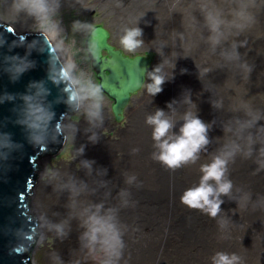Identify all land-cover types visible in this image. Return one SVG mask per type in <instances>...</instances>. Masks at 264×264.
<instances>
[{
    "label": "bare ground",
    "instance_id": "obj_1",
    "mask_svg": "<svg viewBox=\"0 0 264 264\" xmlns=\"http://www.w3.org/2000/svg\"><path fill=\"white\" fill-rule=\"evenodd\" d=\"M1 1L4 10L7 11L3 14L14 17L17 29L37 28L33 17L25 12L15 11L13 0ZM89 1L58 0L59 7L56 11L67 6H81ZM95 1L116 14V19L115 17L113 19H115L117 30L119 29V36L123 35L125 28L138 26L143 30L141 38L144 46H149L151 36L161 35L155 44L156 47L160 48L162 37L169 42L170 37L163 36L166 33L167 22L164 21L165 18H160V21L157 16L160 9L155 11L158 17L156 22L158 20L160 23L154 27L151 16L149 17L151 5L149 6V3L143 5L145 0ZM122 3L125 7L121 9L119 5ZM203 4L201 3V6ZM215 4L225 13L231 7H235L230 0H217ZM198 9L200 11L201 7L197 6ZM249 11L255 17L252 27L239 36L230 35L228 39L216 45L215 49L208 41L210 32L206 22L203 24V32L202 30L197 32L192 29L188 19H183L187 15H183L179 21L174 20L177 27V54L180 57L182 55L181 58L184 60L182 70L178 69L177 72L180 74L179 77L183 73L187 78H183L182 87H180L190 90L185 107L187 105L190 108L194 107L191 113L198 116L208 126L209 143L201 149L194 163L189 162L172 170L153 159V153L158 152L159 149L155 148L152 152L151 147L155 141L145 139L140 152L139 148H134L136 145L131 147L132 158L135 157L141 163L135 165L133 162L132 167L128 163L130 173L127 175V177L134 175L135 183L139 180L144 185H148L147 180H151L154 189L160 190L164 187L162 190L166 193L164 198L170 202L173 200L176 202L174 211H167L168 202L161 207L151 203L143 195L137 196L136 193L134 195L129 193L132 199L127 196L121 197L120 193L127 185L121 181L118 183L116 178L113 179L117 175L115 168L110 170V175L107 174V168L103 162L108 157L98 151L99 135L89 128L91 123L83 125L81 131L79 129L81 125H79L78 152L83 164L79 175H75L70 169L62 170L61 177L59 176L54 183L46 184L39 181L32 194L30 209L37 215L41 237L49 234L55 238L54 251L50 255L52 260L63 262L68 260L77 264H101V259H105L103 252L99 253L98 246L96 250H90L85 246L86 241L81 239L86 230L84 209L90 205L103 203L102 211L109 208L115 209L117 204L119 207L123 206L120 209L124 210L127 206L123 203L125 199L128 204L142 206L141 212L150 218L147 223L149 224L147 232L156 248L151 246L154 256L150 253L151 250L146 253L140 252L137 255L134 252L129 254L127 245L130 246L128 243L132 235L120 219L123 222L129 221L130 224L133 218L119 217L116 211L119 226L121 230H124L122 236L124 248L118 264H151L152 256L168 260L172 256L160 248L172 237L175 242L173 249L176 251V257L170 259L172 264H202L203 260H211L217 251L236 253L241 257L243 264L261 248L264 244V169L257 171L259 166L256 160L262 158L259 149L264 146V0H255V6ZM54 21L58 24L60 35L63 38L60 22L55 18ZM167 32L170 35L168 30ZM202 33L203 36H201ZM63 40L65 58L70 57L74 61L72 46L64 38ZM198 40L203 43L200 48L195 47ZM242 40H247V44L237 49L240 59H228L226 53L232 51V43ZM185 60H193L195 64H187ZM244 63L251 66L250 74L246 73L242 67ZM76 69H78L77 64ZM146 81L145 78L143 84L147 83ZM177 82L180 85V79ZM182 91L181 89V94ZM230 101H232L231 105ZM104 103L102 101V105ZM86 106L87 102H85ZM82 110L84 111L83 108ZM102 115L106 117L109 113L101 110ZM257 115L260 118L252 127L242 126L244 121L251 120ZM169 119L173 122L169 135H178L184 122L181 123L173 117ZM63 126L73 130L67 121ZM250 134L256 143L252 145V156L245 158L244 151L247 150ZM93 135L96 138L95 142L89 139ZM232 142L239 144L242 151L238 152L228 163L227 178L232 181L233 189L230 196L221 197L224 203L221 205L218 217L211 218L198 209H191L182 204L180 201L182 193L199 183L202 175L201 165L209 163L213 156L219 154L225 144ZM81 148H83L82 152ZM85 161L90 162V168L84 166ZM146 177L148 179L144 180ZM259 211L262 212V216H259ZM221 220H226L229 224L221 228L219 223ZM56 224L63 225V235H59L53 227ZM145 226L146 224L144 228Z\"/></svg>",
    "mask_w": 264,
    "mask_h": 264
},
{
    "label": "clouds",
    "instance_id": "obj_2",
    "mask_svg": "<svg viewBox=\"0 0 264 264\" xmlns=\"http://www.w3.org/2000/svg\"><path fill=\"white\" fill-rule=\"evenodd\" d=\"M230 2L235 4V7H231L227 13L219 8L214 0H208V3L201 6L210 32L208 40L213 49L222 40L228 39L230 35L239 36L255 23V17L249 11L251 7L255 6V0H230ZM58 7V0H52V2L50 0H13V8L16 12H25L35 19L38 31L44 37V43L48 45L49 79L56 85L64 84L63 92L67 94L65 103L77 112L83 108L90 122L94 120L102 122V88L83 72L76 75V64L70 57L65 59L58 69L53 67L59 59V54L65 51L59 26L52 18ZM89 27V25L81 24L79 21L74 23V29L77 30ZM142 36L143 30L138 26L125 28L123 35L119 37V44L127 52L134 53L144 43ZM246 44L247 40L234 41L231 45L232 51L226 53L227 58L239 60L240 53L237 49ZM92 46L95 47V44ZM41 51H44L43 47ZM12 59L20 58L13 57ZM28 66H30L29 63L21 61L15 65L16 72L21 73ZM242 67L246 73H251L252 68L247 63L242 64ZM160 71V66H157L149 73L152 82L148 83L146 88L151 95H156L162 91L161 85L164 83V77L158 75ZM47 94L48 90L41 84L38 87L37 95L46 96ZM24 100L27 105L25 121L29 129L30 142L33 145H43L48 141L49 127L54 112L46 108L42 102H33L31 96H25ZM85 102H87L86 107ZM259 118V115L254 116L251 120L244 121L242 126L250 128ZM146 122L153 126L152 137L156 142V148L159 149L158 152L153 153V159L158 160L169 169L175 170L189 162L194 163L201 149L209 143L208 126L191 112L185 114L184 123L179 129L178 135H169L170 129L173 128V122L169 118H165L163 110L158 109L154 115L148 116ZM53 132L52 139L55 140L56 135L63 133V125L57 122ZM89 139L95 142L96 138L93 135ZM254 143L256 141L252 140L250 134L247 150L244 151L245 158L252 156ZM15 147L16 145L10 136L4 134L3 139H0V160L6 161ZM80 151L82 152L83 148ZM240 151H242L240 145L235 142L225 144L219 154L213 156L209 163L201 165L202 175L199 183L187 188L182 193L181 203L191 209H198L211 218L218 217L221 212V205L224 203L221 197L230 196L233 189L232 181L227 178L228 163ZM259 154L262 158L256 160L259 166L257 171L264 169V146L259 149ZM84 166L90 168L91 164L85 161ZM135 179L134 175H130L126 177V183L131 184ZM128 195L130 194L126 190H122L120 193L121 197ZM123 203L126 206L128 201L125 199ZM103 208V203H99L84 209L86 214L84 227L86 230L81 239L86 241L85 246L90 250L94 251L97 246L99 247L105 257L103 264H118L124 248L123 232L117 220V210L109 208L102 211ZM219 223L220 227L224 228L227 221L221 220ZM53 227L59 235L64 234L63 225L56 224ZM211 261L212 264H242L239 255L223 251H217L211 257Z\"/></svg>",
    "mask_w": 264,
    "mask_h": 264
},
{
    "label": "rangeland",
    "instance_id": "obj_3",
    "mask_svg": "<svg viewBox=\"0 0 264 264\" xmlns=\"http://www.w3.org/2000/svg\"><path fill=\"white\" fill-rule=\"evenodd\" d=\"M215 1L217 0H214V2ZM92 3L95 4L92 5ZM146 3H149V6L151 5L149 17L151 16V22L153 23L154 27H157L158 23H160L158 20L156 22V18L159 17V20L160 18H165L164 21L167 22V26L165 27L166 33L163 34V36L170 37V40L169 42L165 41L162 37L161 45L159 48L156 47L155 44L161 38V35L159 37L151 36L149 46L142 45V47L134 53H144L147 50L150 51L153 49L156 50V60L152 65L150 72H152L157 66H160L161 71L160 73H158V75L164 77V83L161 85L162 91H160L156 95H151L146 92V85L152 82L151 77L148 74V76L146 75L145 77L147 83L143 84L139 90L133 93L134 95L131 94V97L133 96L132 98L134 100H130L126 105V109H124L123 113L121 114V120H116L111 110L112 101L103 92V101L105 103L102 105V111L109 113V116L104 117L102 115V122L96 120L90 122L88 118L85 119L87 116L82 109L79 112H75L73 115H69L67 119L69 122H71L70 124L71 127H73V130L66 129L64 127L66 136L63 147L59 151H57L55 155L46 157L41 161L39 179L37 181L38 183L39 181L46 184L54 183L59 179V176L61 177L62 170L64 171L67 169H70L75 175H79L82 170L83 164L81 155L78 152L79 136L78 133L75 132V130H77L79 127L77 125H81V128L79 127L81 131L83 130V125L91 123L89 128H91L95 133L99 135L98 138L100 139V145L98 146V151L106 154L108 157V159H104L103 162L105 164V167L107 168V174L110 175V170L112 168H115V173L117 175L113 179L116 178L118 183L119 181H121V183L124 182L127 185V187H125L124 189L128 193H130L131 195H134L136 193L137 196L143 195L151 203L160 205L161 207L165 206L168 202L167 211H174V205L176 203L175 200L171 202L169 200H166L164 198L166 196V193L162 191L164 187L160 190L154 189L152 181L147 180V177L143 179L147 180L146 183L148 185H144L139 180H136L137 183H135L134 181L131 184L126 183V177L130 173L128 163L130 167H132L133 162L135 165L141 163V161L136 159L135 157L132 158V153L130 152L132 149L131 147L136 145L134 148H139L140 152L143 141L145 139H148L149 141L153 139V126L149 125L146 122L148 116L154 115L155 112L160 109L163 110L165 118L173 117L174 119H177L182 123L184 122L185 114L191 112V110L193 112L194 107L190 108L187 105L190 111L187 107H185L186 99L190 93V90L181 88V81L187 79L186 75L182 73V76L179 77L180 74L177 72L178 69L182 70L184 60L181 58L182 55L180 57V55L177 54V27L174 24V20L179 21V19L182 18L183 15H187V17H183V19H188L190 21V26L192 27V29L197 32L198 30H202L203 32V24L205 23L204 14L201 9L200 11L199 9L197 10V6L201 7V3H208V0H147V2L145 0L143 5H146ZM100 4V2L90 0L89 3L82 4L81 6L63 7L59 11H56L52 17L53 20L55 18L58 22H60L62 26V36L66 40V42L72 46L71 51L74 56V61L78 65V69L75 70L76 75H79L81 72H83L96 84H98V80L96 79L94 72H91L92 69L90 68L89 59L83 46L87 34L94 26H103L110 33L109 42L115 45V47L121 49L124 53L130 54L119 44V29L117 30V25L115 24L116 14L112 13L108 7L107 9L106 7H102V5ZM119 7L122 9L125 6L122 3L121 5H119ZM4 9V5L0 0L1 21L12 24L19 33L38 32V28L17 29L14 23V17L12 16L11 18L5 16L3 12L7 11ZM159 9V13L161 14V16L159 13H157V17L155 11H158ZM113 17H115V19H113ZM77 21H79L81 24H87L90 27L78 30L74 29V23ZM167 30L170 32V35H168ZM151 32L153 31L151 30ZM201 36H203V33ZM202 45L203 43L198 40L195 47L200 48ZM186 62L187 64H195L193 60ZM179 79L180 85L177 82ZM180 88L183 90L182 94ZM139 101L141 102L140 104ZM229 104L231 105L232 101H230ZM169 105H171V107H169ZM155 144L156 142L153 143L151 147L152 152L156 148ZM131 195H128L127 198L132 199ZM122 207L123 206L119 207L117 204L115 208L118 212L119 217L122 216L125 218H133V221H131L133 222L132 224L131 222L129 224V221L123 222L120 219V222L127 228V230L131 232L132 235L129 239L130 243H128L130 244V246L127 245L128 253L130 254V252H134V254L137 255L140 254V252L146 253L147 251L151 250L150 253L153 255L152 248L155 246L147 232L149 228V224L147 225V223H149L150 218L141 212V209L143 208L140 205L129 203L124 210L120 209ZM259 213V216H262V212L259 211ZM256 215H258V213ZM144 224H146L145 228ZM122 232L124 233V230H122ZM125 236L127 238V235ZM126 241L128 240L126 239ZM55 243L56 242L54 236L45 234L44 237H41L40 232L37 236L35 244L31 249V259L28 261V264H77L68 260L65 262L60 260H52V257L50 255L54 251ZM166 243L167 244L162 246L160 250L169 253L172 258L176 257V251L173 249L175 246L174 238H169ZM98 251L99 253L102 252L99 248ZM153 256L151 264H172L170 260L172 258L166 260L163 257ZM103 260L104 258L101 259V264H103ZM202 262V264H212L211 260H203ZM243 264H264V244L259 250H257L256 254L253 257H250V259Z\"/></svg>",
    "mask_w": 264,
    "mask_h": 264
},
{
    "label": "water",
    "instance_id": "obj_4",
    "mask_svg": "<svg viewBox=\"0 0 264 264\" xmlns=\"http://www.w3.org/2000/svg\"><path fill=\"white\" fill-rule=\"evenodd\" d=\"M108 38L109 32L96 25L87 34L83 46L98 85L112 100L111 110L119 121L131 94L145 81L153 51L147 53L148 57H130L115 49ZM42 47L44 51H41ZM65 59L61 52L53 67L58 69ZM21 61L30 66L17 73L15 65ZM49 75L48 45L39 31L19 33L12 24L0 20V139L8 134L16 145L6 161L0 160V264H28L31 259L26 250L39 235L40 224L30 204L41 161L55 155L56 148L60 150L65 143L64 126L63 133L52 139L56 123L63 125L67 121L70 124L67 117L77 112L65 103L64 84H54ZM41 84L48 90L46 96L37 95ZM25 96H31L33 102H42L54 112L48 141L43 145L30 142L25 121ZM46 151L51 153L43 155Z\"/></svg>",
    "mask_w": 264,
    "mask_h": 264
},
{
    "label": "flooded vegetation",
    "instance_id": "obj_5",
    "mask_svg": "<svg viewBox=\"0 0 264 264\" xmlns=\"http://www.w3.org/2000/svg\"><path fill=\"white\" fill-rule=\"evenodd\" d=\"M109 37H110V33H109ZM108 42H109V38H108ZM110 43V42H109ZM111 44V43H110ZM111 45H113V44H111ZM113 47L115 48V49H119V48H117V47H115V45H113ZM124 55H127V56H130V57H132V56H135V55H140V56H143V57H148L147 56V53L149 52V50H147L146 52H144V53H139V52H137V53H134V54H126V53H124L121 49H119ZM150 51H153V57H152V60H151V64H150V67H149V70H148V72H147V76H148V74H149V72H150V70H151V67H152V65L154 64V62H155V60H156V50L155 49H153V50H150ZM106 53H104V55H105ZM91 72H93V71H91ZM134 95V94H133ZM133 97V96H132ZM131 97V99L130 100H134L133 98ZM126 109V108H125Z\"/></svg>",
    "mask_w": 264,
    "mask_h": 264
},
{
    "label": "trees",
    "instance_id": "obj_6",
    "mask_svg": "<svg viewBox=\"0 0 264 264\" xmlns=\"http://www.w3.org/2000/svg\"><path fill=\"white\" fill-rule=\"evenodd\" d=\"M58 150H59V147L56 148V151H58ZM50 153H51V151H49V152L46 151V152H43V155H47V154H50ZM36 240H37V236L33 238V242L31 244V247L26 250V253H28L30 256H31V249H32L33 245L35 244Z\"/></svg>",
    "mask_w": 264,
    "mask_h": 264
}]
</instances>
